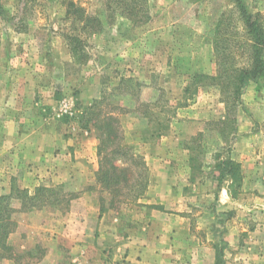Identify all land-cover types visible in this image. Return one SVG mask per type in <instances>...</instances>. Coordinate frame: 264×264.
I'll list each match as a JSON object with an SVG mask.
<instances>
[{
	"label": "rangeland",
	"instance_id": "rangeland-1",
	"mask_svg": "<svg viewBox=\"0 0 264 264\" xmlns=\"http://www.w3.org/2000/svg\"><path fill=\"white\" fill-rule=\"evenodd\" d=\"M0 1V264H264V77L239 105L209 79L213 40L246 39L238 0ZM242 1L264 23V0ZM104 92L132 111L104 154L130 184L144 163L138 197L98 175L83 114ZM220 160L240 167L235 196Z\"/></svg>",
	"mask_w": 264,
	"mask_h": 264
},
{
	"label": "trees",
	"instance_id": "trees-1",
	"mask_svg": "<svg viewBox=\"0 0 264 264\" xmlns=\"http://www.w3.org/2000/svg\"><path fill=\"white\" fill-rule=\"evenodd\" d=\"M123 2L124 0H118ZM128 3H134L137 0H126ZM238 9L240 11V17L243 21V30L245 32V41L238 44L231 40H222L215 39L213 40L214 53L217 60V71L216 75L210 77L209 79L214 83L215 86H218L223 90L224 83L228 82L231 86L230 94V103L233 105L241 104V99L245 93L247 87L251 83H259L264 77V23L260 13L252 14L248 11L247 6L242 0H238ZM129 7V4H126ZM3 14V8L0 1V15ZM146 17V16H145ZM131 19V17H129ZM78 19L79 21H88L92 22L90 18H87L84 15V11L81 8H78ZM96 21V20H95ZM100 25V23H98ZM227 45L233 48L230 54H225L222 49H226ZM241 48V51H239ZM240 54L238 57H236ZM242 62L240 63V61ZM190 80L194 82L197 79L203 78L202 75H193L189 76ZM138 83V82H137ZM135 82V79H121L118 88H123L126 84H133L135 87L139 86ZM189 87H186L185 92L189 93ZM110 99L106 95V92L103 93L100 99L95 100L94 103L84 110V117L87 118V122L91 125L96 126L101 133L100 135V146L98 155L102 156L100 169L98 175H100V180L104 183L106 182V187L112 191H123L128 189L130 192L135 191L136 196H139V192L142 194L145 192L146 183L143 184L140 188V178H143L145 165H141L139 162H134L136 168H141L138 175V181L135 184H130L128 180V175L132 171V168L125 167L123 164L118 166L113 162L112 158L109 157L110 152L104 154V148L106 149L107 144L112 143L118 139V133L116 130L117 124H119L118 117L116 118L113 112L120 111V115L131 113V110H123L121 107H113L110 110L104 111L105 107L111 106ZM140 113L139 111H135ZM131 152L130 149L123 147L121 143L116 146V148L111 152L114 156H122ZM132 153V152H131ZM132 161H136L135 156H131ZM130 159V158H129ZM218 169L220 172V177L218 178L220 184L230 180L232 182V193L235 196L239 183L242 178H240L239 170L240 167L236 162L229 160H220L218 163ZM113 185V186H112ZM139 187V188H137ZM234 188V189H233ZM41 189L37 190L39 192ZM36 196V195H35ZM35 196L30 198L31 203L34 202ZM2 217L0 216V222ZM1 230V226H0ZM1 233V231H0ZM7 236V234H3ZM11 250L6 244L0 243V254L1 258H9L10 256L6 254ZM216 264H224L222 260Z\"/></svg>",
	"mask_w": 264,
	"mask_h": 264
},
{
	"label": "crops",
	"instance_id": "crops-1",
	"mask_svg": "<svg viewBox=\"0 0 264 264\" xmlns=\"http://www.w3.org/2000/svg\"><path fill=\"white\" fill-rule=\"evenodd\" d=\"M78 201H79V200H78ZM82 201H83V200H81L80 203H78V206H79V205H82ZM176 214H177V213H176ZM177 217H179V216H177ZM196 259H197V258H193V261H195ZM9 263H11V261H6V264H9Z\"/></svg>",
	"mask_w": 264,
	"mask_h": 264
}]
</instances>
